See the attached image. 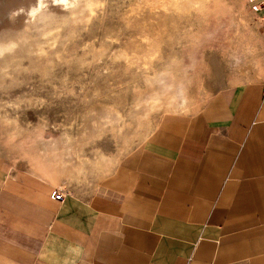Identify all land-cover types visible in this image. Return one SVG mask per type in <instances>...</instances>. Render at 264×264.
Wrapping results in <instances>:
<instances>
[{"label": "rangeland", "instance_id": "rangeland-1", "mask_svg": "<svg viewBox=\"0 0 264 264\" xmlns=\"http://www.w3.org/2000/svg\"><path fill=\"white\" fill-rule=\"evenodd\" d=\"M262 80L252 0H0V158L50 175L69 153L110 170L164 114Z\"/></svg>", "mask_w": 264, "mask_h": 264}, {"label": "crops", "instance_id": "crops-1", "mask_svg": "<svg viewBox=\"0 0 264 264\" xmlns=\"http://www.w3.org/2000/svg\"><path fill=\"white\" fill-rule=\"evenodd\" d=\"M70 159L0 158V264H264V80L164 114L110 170Z\"/></svg>", "mask_w": 264, "mask_h": 264}, {"label": "built area", "instance_id": "built-area-1", "mask_svg": "<svg viewBox=\"0 0 264 264\" xmlns=\"http://www.w3.org/2000/svg\"><path fill=\"white\" fill-rule=\"evenodd\" d=\"M253 1H255L253 5V11L255 13L257 23L260 29L262 30V32L264 33V0H253ZM53 197L61 202H63L65 199V195L62 191L59 193L56 191L53 194Z\"/></svg>", "mask_w": 264, "mask_h": 264}]
</instances>
